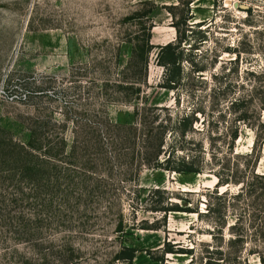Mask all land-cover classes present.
Listing matches in <instances>:
<instances>
[{
  "label": "rangeland",
  "instance_id": "rangeland-1",
  "mask_svg": "<svg viewBox=\"0 0 264 264\" xmlns=\"http://www.w3.org/2000/svg\"><path fill=\"white\" fill-rule=\"evenodd\" d=\"M152 3L156 7L149 13ZM177 4L179 0H0V139L28 143L29 120L37 116L67 123L71 145L76 117L98 121L109 116L133 123L135 110H148V120L149 110H164L174 118L195 113L190 153L198 154L204 145L206 159L219 151L225 158L233 146L232 167L252 170L255 161L248 165L240 155L251 152L257 134L264 132V0H193L192 23L206 21L207 40L193 53L196 65L185 63L180 89L167 90L159 87L165 69L156 59L158 46L177 38L167 9ZM250 6L259 27L246 22ZM138 11L143 17H134ZM150 22L156 47L146 72L140 44ZM196 67L205 70L198 73ZM236 100L242 102L233 105ZM103 136L114 171L102 173L107 194L91 203L66 205L59 192L37 190L27 179L17 195V182L0 178V264H128L116 259L124 244L140 250L133 264H161L151 255L162 256L169 247L194 249L166 254L165 264H264V234L259 224L247 221L245 200L216 196L219 164L209 163L202 174L143 166L136 178L126 173L108 135ZM254 169L264 173V145ZM242 186L220 187L218 195L226 190L236 194ZM154 188L174 192V201L189 198L201 213L208 212L209 203L221 204L222 214L170 213L165 219L148 205ZM122 217L124 234L117 231ZM157 220L160 228L154 229ZM237 222L238 228L231 229ZM234 231L247 236L245 244H231Z\"/></svg>",
  "mask_w": 264,
  "mask_h": 264
},
{
  "label": "trees",
  "instance_id": "trees-1",
  "mask_svg": "<svg viewBox=\"0 0 264 264\" xmlns=\"http://www.w3.org/2000/svg\"><path fill=\"white\" fill-rule=\"evenodd\" d=\"M192 3L193 0L188 2L179 0V4L167 7L174 18L173 26L176 28L177 38L175 41L158 46L156 61L159 66L165 69L163 82L159 85L160 88L180 89L185 78V63H192V66L196 65L193 53L207 40L208 34L202 29L206 21L192 23L195 17ZM152 5L153 8L149 13H152L156 7L155 4L152 3ZM181 8L182 12L178 15L177 10ZM246 12V22L251 26L259 27L256 25L258 23L255 17L256 9L250 6ZM134 17H143L142 12H136ZM153 28L154 24L150 22L146 27V37L140 44L145 53L143 65L146 72L150 64V54L156 47L152 42ZM261 28L260 33L264 37V25ZM194 70L199 73L203 72L205 68L196 67ZM261 77L264 79V70L261 72ZM262 91L264 94V90ZM137 93L139 96L142 93L140 86L137 88ZM240 102L242 101L236 100L233 105H239ZM262 104L264 109V97ZM163 111L149 110L148 120V110H135L133 123L123 119L112 121L109 116H104L98 121L73 118L74 128L71 145L65 136L68 129L67 123H59L54 118L49 117H30L28 128L31 131V138L28 143L20 142L15 137L8 138V140L0 139V173L14 171L11 177L0 176V178L3 180L11 178L16 181L17 195L23 192L21 182L26 179L30 180L37 190L48 189L55 193L59 192L65 197L66 205H86L88 202L91 203L95 197L100 198L101 195L105 197L107 193L105 194V190H103L102 173L109 171L113 174L114 171V168L110 167L111 161L108 160L105 152L103 136L105 132L114 147L115 158L126 165V173L128 172L132 177L137 178L143 166L176 174H202L209 163L210 165L219 164L220 170L215 169L219 179L216 185L217 189H215L217 198L221 199L224 195H230L235 200L244 199L246 203L244 210L248 214L247 221L249 219L250 225L253 226L259 224L264 234V173H257L254 169L262 154L264 132L257 134V140L251 152L240 155L248 159V165L255 161L252 170L248 166L244 172L239 168H233L231 165L229 159H231V155H234L233 146L231 153H226L225 158L217 154L219 151L211 152L209 160L206 159L207 151L204 145L198 146V154L190 153L189 144L191 142L188 141V135L195 131L194 124L198 120L195 113L174 118L171 113L163 114ZM142 112L144 113L142 114ZM240 120H245V117L240 118ZM232 137V141L235 143L239 138V131L236 130ZM68 179L71 181L67 182ZM86 179L91 181L87 182ZM5 183L6 181L3 182V185ZM229 184H243V186L236 194L226 190L218 195L219 188ZM66 185L68 187L77 185L78 190H64L63 187ZM135 193L141 199L139 188L138 193ZM173 195H175L174 192H169L163 188L152 189L148 199L151 211L163 213L165 219L170 213H197L199 217L204 216L203 214L206 216H212L216 213L222 214L223 209L221 207L223 206L221 204L216 207L209 203L208 212L201 213L199 206L192 204L189 198L178 196L180 200L174 201ZM17 199V197L14 198V200ZM238 222L232 225L231 229L238 228ZM124 223L122 217L117 224L119 233L124 234ZM152 228H160L159 220ZM233 233L236 235L231 239L232 245L245 244L246 235L236 231ZM211 234L213 233L211 232ZM216 237L213 234V238ZM193 249L180 248L178 251L192 253ZM139 251L132 245L124 244L121 251L116 255V259L133 264ZM178 251L169 247L163 251L162 256L151 255V258L156 262L165 264V255ZM150 254L153 253L150 252ZM262 261L264 262V258Z\"/></svg>",
  "mask_w": 264,
  "mask_h": 264
},
{
  "label": "built area",
  "instance_id": "built-area-1",
  "mask_svg": "<svg viewBox=\"0 0 264 264\" xmlns=\"http://www.w3.org/2000/svg\"><path fill=\"white\" fill-rule=\"evenodd\" d=\"M26 97V96H25Z\"/></svg>",
  "mask_w": 264,
  "mask_h": 264
}]
</instances>
